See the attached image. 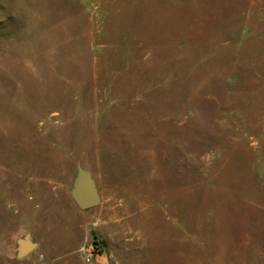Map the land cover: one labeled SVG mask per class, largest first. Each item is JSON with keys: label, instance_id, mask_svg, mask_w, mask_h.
<instances>
[{"label": "rangeland", "instance_id": "rangeland-1", "mask_svg": "<svg viewBox=\"0 0 264 264\" xmlns=\"http://www.w3.org/2000/svg\"><path fill=\"white\" fill-rule=\"evenodd\" d=\"M0 264H264V0H0Z\"/></svg>", "mask_w": 264, "mask_h": 264}, {"label": "water", "instance_id": "water-1", "mask_svg": "<svg viewBox=\"0 0 264 264\" xmlns=\"http://www.w3.org/2000/svg\"><path fill=\"white\" fill-rule=\"evenodd\" d=\"M81 209H90L100 203V195L95 180L88 171L81 170L73 193ZM38 245L31 233H26L16 240V256L21 259L30 254Z\"/></svg>", "mask_w": 264, "mask_h": 264}, {"label": "built area", "instance_id": "built-area-1", "mask_svg": "<svg viewBox=\"0 0 264 264\" xmlns=\"http://www.w3.org/2000/svg\"><path fill=\"white\" fill-rule=\"evenodd\" d=\"M93 252H94L93 247H87V248L85 249V254H86L87 257H88V260H91V256H92Z\"/></svg>", "mask_w": 264, "mask_h": 264}, {"label": "trees", "instance_id": "trees-1", "mask_svg": "<svg viewBox=\"0 0 264 264\" xmlns=\"http://www.w3.org/2000/svg\"><path fill=\"white\" fill-rule=\"evenodd\" d=\"M94 239L96 243H101V240L99 239V236L96 233L94 234Z\"/></svg>", "mask_w": 264, "mask_h": 264}]
</instances>
